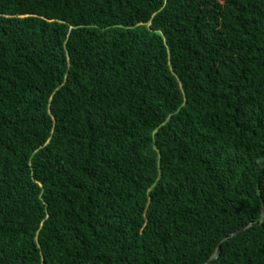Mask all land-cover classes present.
<instances>
[{
	"label": "trees",
	"instance_id": "obj_1",
	"mask_svg": "<svg viewBox=\"0 0 264 264\" xmlns=\"http://www.w3.org/2000/svg\"><path fill=\"white\" fill-rule=\"evenodd\" d=\"M206 263L264 264V0H0V264Z\"/></svg>",
	"mask_w": 264,
	"mask_h": 264
},
{
	"label": "water",
	"instance_id": "obj_2",
	"mask_svg": "<svg viewBox=\"0 0 264 264\" xmlns=\"http://www.w3.org/2000/svg\"><path fill=\"white\" fill-rule=\"evenodd\" d=\"M252 224H253V223H251V224H248V225H246V226H244V227H242V228L238 229V230H237V231H235L233 234H236V233L240 232L241 230L245 229L246 227H248L249 225H252ZM233 234H231V235H233ZM231 235H229V236H231ZM227 237H228V236H227ZM219 251H220V244H218V246H217L215 257H217V256H218V254H219ZM207 263H209V262H207ZM207 263H206V264H207Z\"/></svg>",
	"mask_w": 264,
	"mask_h": 264
}]
</instances>
